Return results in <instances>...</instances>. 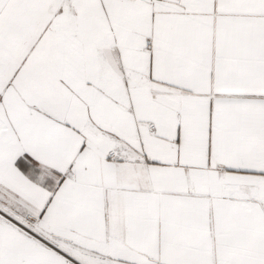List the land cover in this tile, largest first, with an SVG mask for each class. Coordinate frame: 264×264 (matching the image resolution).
Here are the masks:
<instances>
[{
    "label": "snow or ice",
    "instance_id": "snow-or-ice-1",
    "mask_svg": "<svg viewBox=\"0 0 264 264\" xmlns=\"http://www.w3.org/2000/svg\"><path fill=\"white\" fill-rule=\"evenodd\" d=\"M0 264H264V0H0Z\"/></svg>",
    "mask_w": 264,
    "mask_h": 264
}]
</instances>
